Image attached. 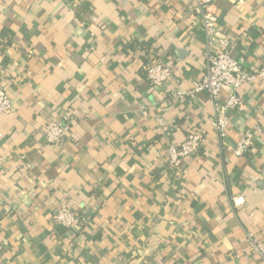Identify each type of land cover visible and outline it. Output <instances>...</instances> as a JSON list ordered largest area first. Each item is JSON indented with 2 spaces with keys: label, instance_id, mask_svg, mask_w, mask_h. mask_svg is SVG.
I'll use <instances>...</instances> for the list:
<instances>
[{
  "label": "crops",
  "instance_id": "obj_1",
  "mask_svg": "<svg viewBox=\"0 0 264 264\" xmlns=\"http://www.w3.org/2000/svg\"><path fill=\"white\" fill-rule=\"evenodd\" d=\"M213 1L210 45L198 0H0V89L16 108L0 119V264H264L251 247L264 244V82L221 93L244 103L225 138L207 94L175 97L223 41L264 65V0ZM151 59L171 67L164 85L147 81ZM196 130L201 153L173 169L168 148ZM64 204L88 223L54 224Z\"/></svg>",
  "mask_w": 264,
  "mask_h": 264
},
{
  "label": "built area",
  "instance_id": "obj_2",
  "mask_svg": "<svg viewBox=\"0 0 264 264\" xmlns=\"http://www.w3.org/2000/svg\"><path fill=\"white\" fill-rule=\"evenodd\" d=\"M202 11L201 24L204 35L211 45L217 35V9L213 0H198ZM223 51L210 52L207 56L206 72L203 77L194 81L188 89L180 90L175 93L176 98H194L198 94H207L212 100L217 112V119L214 126L221 138H225L229 126L228 120L224 116L229 108H243V100L232 94L229 101L222 104L220 100L221 93L229 90L236 93L246 84L257 81L264 82V65L258 70H251L244 64L235 59L229 51V42L223 41ZM145 76L148 82L154 86L164 85L173 75L171 67L151 59L144 67ZM16 113L15 105L5 89H0V119L3 117H12ZM71 117H64L58 122L52 124L46 132V142L48 145L55 146L61 144L69 130ZM205 141V136L201 131L190 132L180 145H170L168 148L170 162L173 169H179L184 159L195 157L201 153ZM253 146L252 133H246L237 143L235 155L242 157L251 153ZM246 203L243 195H236L232 198V204L235 208H242ZM56 225H62L66 228H82L88 223L85 215L76 213L67 204L62 205L52 216ZM252 235H250L251 239ZM252 251L257 255L264 257V244L251 240Z\"/></svg>",
  "mask_w": 264,
  "mask_h": 264
}]
</instances>
